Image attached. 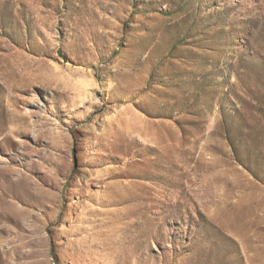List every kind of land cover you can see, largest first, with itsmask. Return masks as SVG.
Returning <instances> with one entry per match:
<instances>
[{"label": "rangeland", "instance_id": "374dc122", "mask_svg": "<svg viewBox=\"0 0 264 264\" xmlns=\"http://www.w3.org/2000/svg\"><path fill=\"white\" fill-rule=\"evenodd\" d=\"M0 264H264V0H0Z\"/></svg>", "mask_w": 264, "mask_h": 264}]
</instances>
